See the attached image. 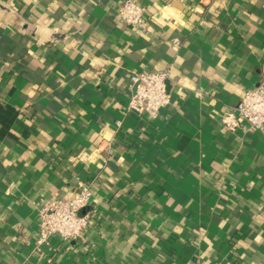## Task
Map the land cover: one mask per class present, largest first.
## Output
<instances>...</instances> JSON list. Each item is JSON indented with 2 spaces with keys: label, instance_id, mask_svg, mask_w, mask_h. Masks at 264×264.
Segmentation results:
<instances>
[{
  "label": "crops",
  "instance_id": "obj_1",
  "mask_svg": "<svg viewBox=\"0 0 264 264\" xmlns=\"http://www.w3.org/2000/svg\"><path fill=\"white\" fill-rule=\"evenodd\" d=\"M121 1L0 0V264H264V136L221 121L264 81V0H137L144 34ZM166 68L171 106L128 113ZM80 180L90 229L38 250Z\"/></svg>",
  "mask_w": 264,
  "mask_h": 264
},
{
  "label": "built area",
  "instance_id": "obj_2",
  "mask_svg": "<svg viewBox=\"0 0 264 264\" xmlns=\"http://www.w3.org/2000/svg\"><path fill=\"white\" fill-rule=\"evenodd\" d=\"M118 15L125 27L137 29L140 34L150 29L147 8L137 0H122ZM174 44L178 46L177 41ZM171 76L170 68L132 72L128 113L149 120L159 119L172 104L168 88ZM221 121L233 132L258 131L264 136V81L248 90L236 107L222 115ZM76 186L73 196L46 201L38 208V250L50 248L55 241L62 244L80 241L90 229L92 217L82 212L93 199V185L80 180Z\"/></svg>",
  "mask_w": 264,
  "mask_h": 264
}]
</instances>
